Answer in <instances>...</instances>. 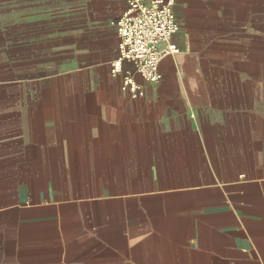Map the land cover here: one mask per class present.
I'll use <instances>...</instances> for the list:
<instances>
[{"label": "crops", "instance_id": "1", "mask_svg": "<svg viewBox=\"0 0 264 264\" xmlns=\"http://www.w3.org/2000/svg\"><path fill=\"white\" fill-rule=\"evenodd\" d=\"M13 1L0 264H264V0H173L157 84L113 74L126 0Z\"/></svg>", "mask_w": 264, "mask_h": 264}, {"label": "built area", "instance_id": "2", "mask_svg": "<svg viewBox=\"0 0 264 264\" xmlns=\"http://www.w3.org/2000/svg\"><path fill=\"white\" fill-rule=\"evenodd\" d=\"M178 30L173 0H126V10L117 21L120 44L119 55L113 62V74L122 71L124 62H130L144 81L161 82L162 60L179 53V49L171 44ZM164 44L166 48L162 49ZM123 90L135 99L144 96L130 74L123 78Z\"/></svg>", "mask_w": 264, "mask_h": 264}, {"label": "rangeland", "instance_id": "3", "mask_svg": "<svg viewBox=\"0 0 264 264\" xmlns=\"http://www.w3.org/2000/svg\"><path fill=\"white\" fill-rule=\"evenodd\" d=\"M2 6H4V8H8V6H13L14 1L13 0H0Z\"/></svg>", "mask_w": 264, "mask_h": 264}]
</instances>
